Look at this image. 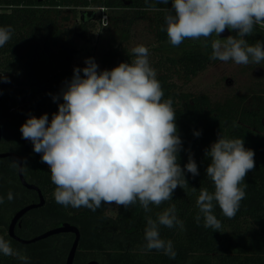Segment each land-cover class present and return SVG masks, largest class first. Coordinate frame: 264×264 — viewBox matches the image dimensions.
Here are the masks:
<instances>
[{
  "label": "trees",
  "instance_id": "trees-1",
  "mask_svg": "<svg viewBox=\"0 0 264 264\" xmlns=\"http://www.w3.org/2000/svg\"><path fill=\"white\" fill-rule=\"evenodd\" d=\"M126 6L149 18L159 41H169L161 28L165 26L164 9L171 8V0L167 5L155 7H149L145 0H0V27L11 26L14 30L11 39L0 47V75L9 81L0 80L3 129L0 151L14 152L23 162L26 160L23 168L26 180L37 185L46 199L44 205L29 210L21 218L16 234L30 239L65 222L78 226L81 238L74 264H87L91 260L101 264H264V94L253 95L249 105L246 103L249 97L242 94L214 102L207 94L177 92L173 79L177 75L186 79L196 76L214 61L209 59L214 36L207 41L203 37L193 40V48L179 56L162 57L153 66L164 92L163 99L171 98L176 113L175 123L183 145L178 163L183 168L191 155L198 167L199 175L195 177L185 172L189 186L184 189L178 186L172 199L160 206L150 205V213H145L139 202L127 210L119 207L113 217L106 212L108 204L92 211L85 207H65L55 201L56 186L51 181L50 170L41 162L42 154L34 152L32 142L22 138L20 127L30 115L38 118L47 113L50 122L58 111V104L63 103L62 97L55 102L52 97L60 95L74 68L86 66L74 63L77 48L70 36L71 30H65L61 21H69L74 16L71 12L77 14L80 8L85 18L90 7L109 12L110 8ZM246 39L249 44L264 42V26H256ZM132 59V52L112 44L103 54L99 70H111ZM261 63L264 65V61ZM196 131L201 132L199 137L194 135ZM219 135L243 139L245 148L255 153V168L245 177L246 196L234 218L224 216L216 205L214 214L222 228L213 231L204 227L196 201L201 189L214 191L213 182L206 175L211 158L205 155V150ZM14 159L19 161L16 156L0 157V196L4 198L0 204V236L27 255L28 264H66L74 233L54 234L32 243H23L9 233L16 212L40 201L38 191L22 183L19 168L12 166ZM9 192L14 197L11 201L7 199ZM172 204L184 222V230L160 226V236L173 242L175 259L162 251L146 250L144 238L146 217L155 219ZM198 214L201 215L199 223ZM253 222L261 223V229L252 231ZM0 264L22 262L0 254Z\"/></svg>",
  "mask_w": 264,
  "mask_h": 264
},
{
  "label": "clouds",
  "instance_id": "clouds-1",
  "mask_svg": "<svg viewBox=\"0 0 264 264\" xmlns=\"http://www.w3.org/2000/svg\"><path fill=\"white\" fill-rule=\"evenodd\" d=\"M145 3L155 7L167 5L169 0ZM164 11L161 30L166 31L171 45L214 36L210 60H231L237 65L264 61V42L249 44L246 39L256 26H264V0H171V8ZM226 29L235 35L221 38ZM13 31L11 26L0 27V47L11 39ZM132 53L131 62H121L111 70L100 71L94 58H87L85 67L74 68L60 95L52 97L54 102L62 97L63 103L58 104L51 121L47 113L38 118L30 115L20 127L22 138L32 142L34 152L42 154L41 162L50 170L58 204L95 211L103 204L127 210L139 202L144 212L150 213V205L160 206L172 199L178 186H189L185 172L199 175L191 155L183 168L178 163L183 145L176 113L171 98L163 99L156 70L149 62V49L137 45ZM0 80L9 82L5 75H0ZM194 135L199 137L201 132ZM205 155L211 158L206 175L214 191L201 189L196 204L204 227L220 231L222 224L214 208L218 205L224 216L235 217L246 196L245 177L255 168V153L245 148L243 139L219 135ZM12 166L22 171L26 160L14 159ZM13 198L9 192L7 199ZM3 202L0 196V204ZM160 226L184 230L175 204L155 219L147 216L144 234L146 250L162 251L175 259L173 242L161 238ZM0 254L28 264L29 257L3 236Z\"/></svg>",
  "mask_w": 264,
  "mask_h": 264
},
{
  "label": "rangeland",
  "instance_id": "rangeland-1",
  "mask_svg": "<svg viewBox=\"0 0 264 264\" xmlns=\"http://www.w3.org/2000/svg\"><path fill=\"white\" fill-rule=\"evenodd\" d=\"M80 10L82 9H78L77 14L71 12L74 16L69 21H61L65 30H71L70 36L77 48L75 64L94 58L101 68L103 54L112 44L129 52L137 45H144L149 49V62L153 67L162 57L179 56L194 46L191 39H186L179 46H173L169 41H159L149 18L143 17L131 7L110 8L109 12L101 7H90L87 8L85 18ZM230 35L235 33L231 32ZM261 70H264L262 63L237 65L231 60L226 63L214 60L196 76L186 79L177 75L173 79L179 93L207 94L214 102H223L231 96L242 94L249 97L246 102L249 105L253 95L264 94V74L259 75ZM118 209L117 205H107L106 212L114 217ZM261 227L262 224L258 222H253L250 226L252 231H258Z\"/></svg>",
  "mask_w": 264,
  "mask_h": 264
},
{
  "label": "water",
  "instance_id": "water-1",
  "mask_svg": "<svg viewBox=\"0 0 264 264\" xmlns=\"http://www.w3.org/2000/svg\"><path fill=\"white\" fill-rule=\"evenodd\" d=\"M230 33L231 32L226 29L222 35L228 36V35H230ZM2 135H3V129H2V126L0 124V142L2 139ZM7 156H16L19 159V161L21 163H23V158L20 155L14 153V152H2V151H0V157H7ZM19 176H20L22 183L26 187H28L30 189H35L38 191L39 196H40V201L37 203L28 204L16 212V214L12 218V221H11L10 226H9L10 235L17 238L18 240H20L23 243H32V242L39 241L41 239H45V238H47L51 235H54V234L72 232L75 234V240H74L72 248L69 252L66 264H74V259H75L76 252H77L78 245H79V241L81 238V232H80V229L78 226H76L70 222H65L59 226L53 227V228H51V229H49V230H47V231H45V232H43L37 236H34L33 238H30V239L21 238L16 234L15 230H16L17 225H21V218L29 210H31L33 208L40 207V206L44 205L46 202V199H45V196H44L42 190L37 185L29 183L24 176L23 170L21 171L20 168H19ZM87 264H101V263L96 261V260H91Z\"/></svg>",
  "mask_w": 264,
  "mask_h": 264
},
{
  "label": "flooded vegetation",
  "instance_id": "flooded-vegetation-1",
  "mask_svg": "<svg viewBox=\"0 0 264 264\" xmlns=\"http://www.w3.org/2000/svg\"><path fill=\"white\" fill-rule=\"evenodd\" d=\"M257 73H258V71H257ZM263 74H264V70L259 71V75H263Z\"/></svg>",
  "mask_w": 264,
  "mask_h": 264
}]
</instances>
